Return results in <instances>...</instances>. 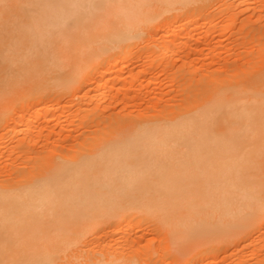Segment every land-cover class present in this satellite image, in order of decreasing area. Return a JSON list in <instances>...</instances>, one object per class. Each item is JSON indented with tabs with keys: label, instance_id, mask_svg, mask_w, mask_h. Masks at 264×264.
Segmentation results:
<instances>
[{
	"label": "rangeland",
	"instance_id": "1",
	"mask_svg": "<svg viewBox=\"0 0 264 264\" xmlns=\"http://www.w3.org/2000/svg\"><path fill=\"white\" fill-rule=\"evenodd\" d=\"M104 146L0 220V264H264V0H0V189Z\"/></svg>",
	"mask_w": 264,
	"mask_h": 264
},
{
	"label": "bare ground",
	"instance_id": "2",
	"mask_svg": "<svg viewBox=\"0 0 264 264\" xmlns=\"http://www.w3.org/2000/svg\"><path fill=\"white\" fill-rule=\"evenodd\" d=\"M135 38L136 37H133L130 39H135ZM135 45H136V43L133 46H135ZM131 53H132V48L128 49L124 53L123 57L117 58L115 60L114 64H109L108 68H107V73L111 74V73L116 71L118 74V77L121 78V76L122 77L124 76V78H125L126 72L121 67V63L123 62V60L125 58L129 57L131 55ZM128 74H130V76L134 75L133 71H130ZM124 78L122 80H124ZM156 101H158V99ZM205 106L206 105L204 104L203 107H205ZM201 107H202V105H201ZM39 110L49 113L48 110L50 111V107L49 106H42L39 108ZM207 112H209V111L204 110L203 115H206ZM46 117H48V119L51 118L49 116H46ZM179 119L181 120V118H179ZM179 119H176V120H178V122L176 120H175L176 121L175 122L174 119L172 121H170L169 122L170 124L173 121H174V123H172L171 125L167 124L168 127L162 126L163 124L162 125H158V124L156 125V124H152V123L150 124V122H149V125H145L144 123H146V122H144V123H142L143 124L142 126H140V124L136 125L137 126L136 131L138 130L137 132L140 133L141 137H147V136H150L153 138L157 137L158 142L162 143V144H160V145L158 144V145L162 146L165 143H167L166 138H165L167 136H170V137L172 136V138H176V139L184 138V136H185L184 129L190 128L195 122V118H191V117H185L181 121H179ZM48 121H50V120H48ZM20 122L15 125V127H14L15 129L20 128V126L22 125ZM48 123L46 121L47 125H48ZM33 125H34V122L32 120H30L25 126L26 127H32ZM164 125H166V124H164ZM16 133L21 135V140H19V141L24 145V150H25L24 153L29 154L32 151H35L37 149V148L35 149L36 137L34 135L25 133L23 130H16ZM43 133L44 132H42V134ZM138 137H139V135H138ZM106 148L104 146L103 148H99L98 150L95 149L96 151H93V153L87 152V154H88L86 156L87 158L85 156H83L84 159L80 158L81 159L80 161H77L74 165H71V166H62L58 163H57L58 164L57 165L56 162L54 163V161H53V162H51L52 166L51 167L49 166L50 168L48 166L45 167V168H49V169H46L42 172L39 171L38 172L39 174L37 173L38 175L35 176L34 178H31V179L29 178L28 180H25V181L23 180L24 181L23 183L18 182L19 184L17 183L16 184L17 186L12 185V187H4V189H0V220L8 218V217L12 216L14 213H19V212L23 211L25 208H30L31 205L33 203H35L36 201H39L40 203H44V205H46V203H50L55 199H59L56 197V195H57L56 190H57L58 186H59V189L61 188V190H62L63 187H61L60 185H62L64 187L66 185L64 184L65 182L64 183L62 182L64 185L62 183H56L57 180H55V178L58 179V177H55L56 174L58 173L57 176H60L59 174H64V176L65 175L68 176L70 181L75 180L76 183L80 184V182H82V181H80L79 177L82 174L84 175V172L91 169L92 167L96 168V166H93L94 165L93 159L96 158L98 156V154H100V153L103 154L102 152ZM104 153H105V151H104ZM80 157H81V155H80ZM97 160H98V158H97ZM45 168H43V169H45ZM43 169H41V170H43ZM90 175L92 176L93 174H90ZM88 177H89V173H88ZM83 179H85V178H83ZM87 180H90V178H87ZM20 181H22V180H20ZM58 182H59V180H58ZM15 183L16 182H14V184ZM68 183H69V181H68ZM58 184H60V185H58ZM72 184L69 183V186H66V188L61 191L62 196H63L64 192L67 193V190H70V186H72ZM84 185H85V183H84ZM77 186H79V185H77ZM67 188H69V189H67ZM64 190H66V191H64ZM58 191H60V190H57V193H58ZM70 193L71 192H69V194ZM59 194L61 195L60 192L58 193V195ZM65 195L67 196V194H65ZM58 197H60V196H58Z\"/></svg>",
	"mask_w": 264,
	"mask_h": 264
}]
</instances>
